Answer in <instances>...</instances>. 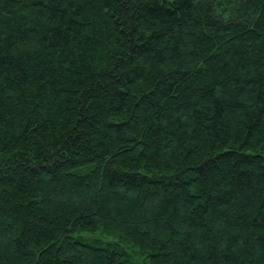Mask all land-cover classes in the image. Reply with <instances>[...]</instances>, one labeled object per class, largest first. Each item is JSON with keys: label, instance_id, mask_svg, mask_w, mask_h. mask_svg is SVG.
<instances>
[{"label": "trees", "instance_id": "1", "mask_svg": "<svg viewBox=\"0 0 264 264\" xmlns=\"http://www.w3.org/2000/svg\"><path fill=\"white\" fill-rule=\"evenodd\" d=\"M0 264H264V0H0Z\"/></svg>", "mask_w": 264, "mask_h": 264}, {"label": "rangeland", "instance_id": "2", "mask_svg": "<svg viewBox=\"0 0 264 264\" xmlns=\"http://www.w3.org/2000/svg\"><path fill=\"white\" fill-rule=\"evenodd\" d=\"M135 260H136V259L133 258V261H134L135 263H137Z\"/></svg>", "mask_w": 264, "mask_h": 264}]
</instances>
